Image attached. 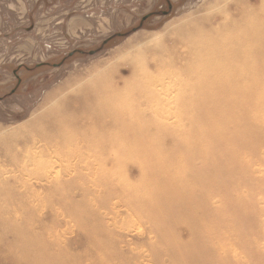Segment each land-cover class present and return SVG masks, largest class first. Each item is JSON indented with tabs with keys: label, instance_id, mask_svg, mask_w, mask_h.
<instances>
[{
	"label": "rangeland",
	"instance_id": "374dc122",
	"mask_svg": "<svg viewBox=\"0 0 264 264\" xmlns=\"http://www.w3.org/2000/svg\"><path fill=\"white\" fill-rule=\"evenodd\" d=\"M48 41L0 95V264H264V0Z\"/></svg>",
	"mask_w": 264,
	"mask_h": 264
},
{
	"label": "crops",
	"instance_id": "0c3cea01",
	"mask_svg": "<svg viewBox=\"0 0 264 264\" xmlns=\"http://www.w3.org/2000/svg\"><path fill=\"white\" fill-rule=\"evenodd\" d=\"M162 0H0V95L52 60L44 44L85 51L137 24ZM59 52H64L61 50ZM0 96V100H1Z\"/></svg>",
	"mask_w": 264,
	"mask_h": 264
},
{
	"label": "bare ground",
	"instance_id": "6f19581e",
	"mask_svg": "<svg viewBox=\"0 0 264 264\" xmlns=\"http://www.w3.org/2000/svg\"><path fill=\"white\" fill-rule=\"evenodd\" d=\"M237 39H239V38H237ZM244 50H246V51H248V50H251V47L250 46H245V47H242ZM261 93H263L264 94V90L263 91H261ZM107 99V98H106ZM106 104H105V107H106V109H107V114H109V113H120L121 112V109H119L115 104H112L111 106H108V104H107V102H105ZM113 103V102H112ZM122 125H124V127L125 128H127V127H130L131 125H130V123H127V122H125V123H123ZM85 125L84 124H79V128H82V127H84ZM79 128H77V129H79ZM59 143L60 144H62V145H65V146H67V145H69L70 144V142L68 141V140H65V141H59ZM73 157V156H72ZM56 258V257H55Z\"/></svg>",
	"mask_w": 264,
	"mask_h": 264
},
{
	"label": "trees",
	"instance_id": "16d2710c",
	"mask_svg": "<svg viewBox=\"0 0 264 264\" xmlns=\"http://www.w3.org/2000/svg\"><path fill=\"white\" fill-rule=\"evenodd\" d=\"M133 28H134V27H133ZM116 36H118V35H116ZM114 37H115V36H114ZM114 37H113V38H114Z\"/></svg>",
	"mask_w": 264,
	"mask_h": 264
}]
</instances>
